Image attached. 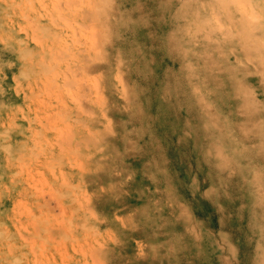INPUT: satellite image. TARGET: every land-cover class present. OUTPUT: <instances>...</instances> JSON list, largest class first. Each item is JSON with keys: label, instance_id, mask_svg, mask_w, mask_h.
Masks as SVG:
<instances>
[{"label": "rangeland", "instance_id": "1", "mask_svg": "<svg viewBox=\"0 0 264 264\" xmlns=\"http://www.w3.org/2000/svg\"><path fill=\"white\" fill-rule=\"evenodd\" d=\"M0 264H264V0H0Z\"/></svg>", "mask_w": 264, "mask_h": 264}, {"label": "bare ground", "instance_id": "2", "mask_svg": "<svg viewBox=\"0 0 264 264\" xmlns=\"http://www.w3.org/2000/svg\"><path fill=\"white\" fill-rule=\"evenodd\" d=\"M248 5V4H247ZM250 5V4H249ZM253 5V4H252ZM245 7V6H244ZM243 7V8H244ZM249 7V6H248ZM238 11V10H237ZM242 17V16H241ZM239 18V17H238ZM244 18V17H243ZM246 21H247V19H246ZM249 24V23H248ZM248 24H246L247 26H248ZM254 24V23H253ZM252 28V27H251ZM251 30V29H250ZM54 34V33H53ZM54 36V35H53ZM38 40V39H37ZM52 40V39H51ZM249 41V40H248ZM36 42H38V41H36ZM36 42H35V44H36ZM42 43V42H41ZM50 48V47H49ZM63 50H65V49H63ZM57 51V50H56ZM59 51L60 50H58L57 51V53H59ZM54 53V52H53ZM64 53V52H63ZM53 55V54H52ZM54 58V57H53ZM41 60H42V58H41ZM55 61H57V58L56 59H54ZM56 74H57V72H56ZM52 75H53V73H52ZM63 75V74H62ZM54 76V75H53ZM45 77V76H44ZM63 77V76H62ZM61 80V79H60ZM52 82V81H51ZM44 83V82H43ZM55 83V82H54ZM52 84V83H51ZM57 85V84H56ZM53 86V85H52ZM59 92V91H58ZM55 99V98H54ZM61 101V100H60ZM45 103V102H44ZM77 113V112H76ZM78 115V114H77ZM25 118V117H24ZM89 132V131H88ZM42 176V175H41ZM46 181V180H45ZM28 184V183H27ZM36 187V186H35ZM24 204V203H23ZM26 211H27V208H26ZM29 211V210H28ZM29 212H27V214H28ZM32 221V220H31ZM74 225V224H73ZM71 235V234H70ZM22 237H24V236H22ZM53 237V236H52ZM25 238V237H24ZM24 238H22V239H24ZM30 238V237H29ZM48 238V237H47ZM26 239V238H25ZM41 244H42V242H40ZM42 247V246H41ZM31 248V247H30ZM33 251V250H32Z\"/></svg>", "mask_w": 264, "mask_h": 264}]
</instances>
